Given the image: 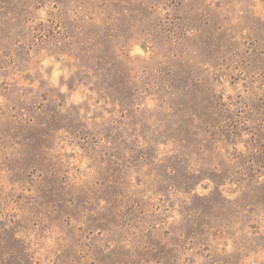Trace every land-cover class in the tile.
Returning a JSON list of instances; mask_svg holds the SVG:
<instances>
[{"label":"rangeland","instance_id":"obj_1","mask_svg":"<svg viewBox=\"0 0 264 264\" xmlns=\"http://www.w3.org/2000/svg\"><path fill=\"white\" fill-rule=\"evenodd\" d=\"M0 264H264V0H0Z\"/></svg>","mask_w":264,"mask_h":264}]
</instances>
